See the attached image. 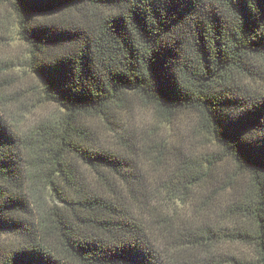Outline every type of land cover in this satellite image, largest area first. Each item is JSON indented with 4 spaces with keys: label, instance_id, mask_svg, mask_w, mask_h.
Wrapping results in <instances>:
<instances>
[{
    "label": "trees",
    "instance_id": "trees-1",
    "mask_svg": "<svg viewBox=\"0 0 264 264\" xmlns=\"http://www.w3.org/2000/svg\"><path fill=\"white\" fill-rule=\"evenodd\" d=\"M0 4L59 108L22 126L0 81V264H264V0ZM136 106L192 114L217 151L139 128Z\"/></svg>",
    "mask_w": 264,
    "mask_h": 264
},
{
    "label": "rangeland",
    "instance_id": "rangeland-1",
    "mask_svg": "<svg viewBox=\"0 0 264 264\" xmlns=\"http://www.w3.org/2000/svg\"><path fill=\"white\" fill-rule=\"evenodd\" d=\"M27 49L18 39L17 23L11 9L0 4V81L5 102L13 113H18L22 126H28L36 120L57 113L59 108L40 101L39 83L26 66ZM140 105V104H139ZM133 123L140 128L151 127L157 137L179 145L184 152L190 151L195 156H208L217 151L216 146L202 134L193 129L192 114L180 115L171 123L161 122L149 107L136 106L133 110ZM156 137V138H157ZM216 167L220 171L217 186L224 183V178L235 176V169L229 159L221 160L216 156ZM231 252L242 251L252 258L250 250L242 246H232ZM243 257V256H241ZM240 259V262H244ZM245 262L243 264H250Z\"/></svg>",
    "mask_w": 264,
    "mask_h": 264
}]
</instances>
